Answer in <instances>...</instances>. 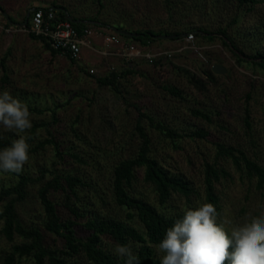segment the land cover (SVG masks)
I'll return each instance as SVG.
<instances>
[{
  "label": "rangeland",
  "instance_id": "obj_1",
  "mask_svg": "<svg viewBox=\"0 0 264 264\" xmlns=\"http://www.w3.org/2000/svg\"><path fill=\"white\" fill-rule=\"evenodd\" d=\"M27 1L28 8L25 7L27 11L24 13H28L31 5L36 6L34 4L37 2L50 4L52 0ZM182 1L179 4L173 0L174 5H168L164 0H104L108 8L102 9L95 0H60L64 5L71 9L77 8L88 16L100 9L102 15L109 16L112 4L118 14L124 12L125 20L132 22L134 27L156 32L168 30L185 33L191 29L204 28L215 33L221 27H230L232 20H237V24L229 29L237 47L248 56L258 50L264 54V4L247 14L239 11L235 0H184L185 4ZM18 2L13 0V3ZM95 44L99 51H103L99 40L95 39ZM149 50L173 52L169 67L155 71L145 61L128 64L119 56H104L94 50L90 51L96 52V56L90 61L83 58L77 65H73L68 59L59 56L53 58L41 42L33 41L25 32L1 31L0 63L8 57L6 65L10 83L7 89L0 87V93L8 90L13 97L27 103L29 109L42 112L31 113L32 128L21 134L29 137L35 125L41 126L35 135L36 142L30 145L29 161L22 172L39 178L43 170L50 169L56 163L63 172L70 171L90 177L97 186L87 189L83 200L93 199L96 201L95 211L106 212L126 221V212L119 210L111 196L110 178L112 169L120 160L137 153L140 141L135 135L138 116L135 105L179 131L190 133L204 130L209 133L207 139L184 138L181 144L184 150L179 151L173 149L169 138L163 137L145 123L152 141L153 154L170 163L177 172L186 175L194 183L195 190L203 189L202 165L205 160L212 161L215 158L217 144L242 149L264 167V70L239 65L234 54L219 40L208 42L195 37L193 42H188L169 39L153 44ZM118 51L117 48L111 50ZM217 62H222L220 66L225 67L227 72L218 75L220 80L210 84L205 92L190 84L184 72L180 71L183 69L202 76L211 64ZM79 67L85 69V72L80 71ZM127 68L136 73L120 80L123 96L110 88H100L95 79L87 74L94 69V77H102L112 71ZM2 76L3 69L0 67ZM164 85L180 89L188 99L172 97L163 90ZM194 110L208 113L210 121L193 115ZM53 111L57 113L53 115ZM247 115L252 125L250 131L244 121ZM77 118L80 123L76 130L73 125ZM54 119H57L56 122ZM48 128L63 151L79 155L84 163L67 155L60 162L51 145H47L44 150H37V142L50 138ZM3 138L15 140L19 137L15 132L0 126V139ZM220 164L231 177L223 179L216 188L221 207L217 222L223 223L225 230L230 232L233 226L243 223L245 218L264 214V190L258 191L257 181L250 180L246 172L237 171L231 161L220 160ZM139 173L137 194L158 206L151 188L142 182V172ZM17 181L15 173L0 171V189ZM99 196L106 199L107 205H101ZM204 203H207L204 192L199 196L193 195L191 204L186 199L175 198L170 201L167 212H185ZM17 210L27 227H39L45 231L37 185L30 186L28 199L19 203ZM135 225L139 227L137 221ZM2 227L3 222L0 221V264L3 255L10 252L13 246L1 233ZM46 238L52 248L62 247V244L55 242L56 236L48 234ZM15 243H21V240L16 239ZM108 247L114 253L115 247ZM153 248L160 259L163 253H158L157 246ZM71 260L77 264H89L83 257ZM22 264L31 262L24 261Z\"/></svg>",
  "mask_w": 264,
  "mask_h": 264
},
{
  "label": "trees",
  "instance_id": "obj_2",
  "mask_svg": "<svg viewBox=\"0 0 264 264\" xmlns=\"http://www.w3.org/2000/svg\"><path fill=\"white\" fill-rule=\"evenodd\" d=\"M164 1L168 5H174L173 0ZM177 1L180 4L181 0H174V2ZM185 1L187 2V0ZM185 1L182 2L185 4ZM235 1L239 6V11L247 14L253 13L259 5L264 4V0ZM95 2L102 9L108 8L104 0H95ZM110 6H112V13L109 16L102 15L101 9L90 16L84 15L81 10L71 9L61 3L60 0H52L44 9L57 8L56 13L62 20H65L66 14H68L75 21H81L74 23L75 28L80 33H83L88 27H92L105 33H112L113 28H117L136 34L137 36L133 38L121 37L126 41L137 43L143 49H150L153 44L165 41L156 39L157 36H172L170 41H185V37L192 33L195 37L203 38L208 42L219 40L224 47L234 54L239 65L258 67L264 70L263 51L258 50L254 55L248 56L243 49L237 47L235 39L229 34V29L237 24V20H232L230 27H221L215 33L206 31L204 28L191 29L185 33L168 30L156 32L147 28L134 27L132 22L125 20L124 12L118 14L115 6L112 4ZM0 9L4 10L1 4ZM31 18L32 15L29 17V26ZM26 19L27 14L24 15V20ZM262 23L264 25V19ZM8 25L10 26L9 23ZM181 35L185 36L181 37ZM29 37L33 41L41 42L53 58L57 57V52L50 47L45 39H39L33 35H29ZM7 58L0 63V67L3 69L0 87L5 89L10 83V78L7 75ZM69 62L77 65L76 61L69 60ZM221 63L211 64L202 76L183 69L180 71L184 72L190 84L205 92L210 84L220 80L221 77L213 72V67ZM151 66L155 71L163 70L169 67V59L160 58ZM79 68L80 71L85 72V69ZM135 73L136 71L130 68L112 71L107 76L102 77H94L87 72L89 77L95 79L100 88H110L121 96H123V92L120 89V80ZM162 88L174 98L188 99L187 95L176 87L164 85ZM134 109L138 113L135 135L140 141L137 153L128 159L120 160L112 169L110 178V192L113 201L119 210L126 212L127 220L108 215L106 212H97L94 209L96 201L93 199L83 200L86 190L97 186L90 177L73 174L70 171L63 172L56 163L50 169L43 170L39 178H33L21 172L16 174L18 177L16 183L0 189V221L3 222L1 233L7 241L13 243L11 251L3 255L2 264H22L24 261H30L31 264H77L76 261L72 262L71 260L76 257H83L89 264H125V258L114 254L108 246L126 245L129 242H131L133 253L139 258V264H160V259L156 256L153 246L159 244L167 228L171 227L176 219L182 218L184 214L183 211L174 214L167 212L172 199H186L187 203L191 204L193 195L199 196L201 192H204L206 202L213 204L218 214L221 212L216 188L223 179H228L231 175L220 164V160L231 161L237 171L246 172L250 180L257 181L256 188L258 191L264 190V167L257 160L249 157L242 149L222 144H217V154L212 161H204L202 165L203 189L195 190L194 183L186 175L177 172L170 166V163L158 159L153 154L152 141L145 123L147 122L149 128L159 132L163 137L169 138L173 144V149L179 151L184 150L181 145L184 138L189 137L191 140L207 139L210 136L209 133L204 130L191 131L190 133L179 131L162 121H158L155 116L144 112V109L138 105H135ZM29 110L31 113L42 114L41 111L35 109ZM56 113L53 111V115ZM193 115L210 121V116L205 111L194 110ZM56 120L54 119V122ZM244 121L248 131H250L252 125L249 115ZM79 123L80 120L77 118L73 125L76 130ZM40 127V125L33 127L29 135L30 138L27 139L29 145L36 142L35 135ZM49 135V139L36 143L35 148L37 150H44L47 145H51L54 147L60 162H63L67 155L76 161H80L81 164L84 163L79 155L71 151H63L62 146L59 145L50 131ZM12 141V139H0V150L10 146ZM139 172H142L143 184L151 188L158 206L137 194ZM35 185L38 186V197L43 208L45 231L39 227H27L17 210V205L28 199L30 186ZM99 198L102 206L107 205L103 196H99ZM136 221L139 227L135 225ZM48 234L56 236L55 242L62 244V247L52 248L46 238ZM16 239H20L21 243H15Z\"/></svg>",
  "mask_w": 264,
  "mask_h": 264
},
{
  "label": "clouds",
  "instance_id": "obj_3",
  "mask_svg": "<svg viewBox=\"0 0 264 264\" xmlns=\"http://www.w3.org/2000/svg\"><path fill=\"white\" fill-rule=\"evenodd\" d=\"M31 115L27 103L8 90L0 93V126L19 137L0 150V171L20 174L28 163L30 137L21 134L32 128ZM217 218L211 203L186 210L157 245L158 253H163L160 264H264V214L245 218L230 232ZM114 253L125 258V264H139L131 242L116 244Z\"/></svg>",
  "mask_w": 264,
  "mask_h": 264
},
{
  "label": "built area",
  "instance_id": "obj_4",
  "mask_svg": "<svg viewBox=\"0 0 264 264\" xmlns=\"http://www.w3.org/2000/svg\"><path fill=\"white\" fill-rule=\"evenodd\" d=\"M31 15L30 26L23 28L15 25L9 26L8 22L0 14V32L12 33L16 30L39 39H45L50 47L57 52V56L76 62H80L83 59L84 51L88 49L104 56H119L128 64L135 61H145L147 64L153 65L160 58L171 59L174 56L171 51L153 52L149 49H143L137 43L126 41L115 32L104 33L88 27L83 33H80L75 28L74 22L70 20L68 14H66L67 18L62 20L53 8L50 10H45L44 7L34 8L30 13ZM100 35L103 51H99L95 44V39ZM185 38L186 41L193 42L195 35L191 33ZM114 48L119 49V51L111 52ZM89 73L93 75L95 70L92 69Z\"/></svg>",
  "mask_w": 264,
  "mask_h": 264
},
{
  "label": "crops",
  "instance_id": "obj_5",
  "mask_svg": "<svg viewBox=\"0 0 264 264\" xmlns=\"http://www.w3.org/2000/svg\"><path fill=\"white\" fill-rule=\"evenodd\" d=\"M18 4L17 3H13V0H0V4L2 5V7L4 8V11H6L8 13V15L11 17L13 24H19V23H23L24 20V15L27 13H24L23 11H27V9L25 7L28 8V1L27 0H18ZM37 1H34L33 3H35ZM34 5L36 6H32L31 9L32 10L34 8L37 7H43V6H48L49 4H46L42 1L35 3ZM2 15V13H0ZM3 16V15H2ZM24 20V21H23ZM97 40H99V42L102 44V38L101 35L97 37ZM102 48V47H101ZM96 56V52L93 53V51L90 50H86L84 51L83 54V58L86 61H90V59H92V57Z\"/></svg>",
  "mask_w": 264,
  "mask_h": 264
},
{
  "label": "water",
  "instance_id": "obj_6",
  "mask_svg": "<svg viewBox=\"0 0 264 264\" xmlns=\"http://www.w3.org/2000/svg\"><path fill=\"white\" fill-rule=\"evenodd\" d=\"M55 10H58L57 8H53ZM32 10L29 11L28 13V16L30 17V13H31ZM0 13H2L3 17L12 25L13 24V21L11 19V17L8 15V13L2 9H0ZM29 17H27V19L23 22V23H19V24H14L16 26H19V27H27L28 24H29ZM70 20L74 23H79L81 21H75L73 18L69 17ZM113 32L121 35V36H124V37H128V38H133V37H136L137 35L136 34H132V33H128V32H125V31H122V30H119L117 28H113ZM185 35H181V37H184ZM156 39H163V40H169V39H172V36H157ZM213 72L216 74V75H224L226 72H227V69L223 66H220V65H215L213 67Z\"/></svg>",
  "mask_w": 264,
  "mask_h": 264
},
{
  "label": "flooded vegetation",
  "instance_id": "obj_7",
  "mask_svg": "<svg viewBox=\"0 0 264 264\" xmlns=\"http://www.w3.org/2000/svg\"><path fill=\"white\" fill-rule=\"evenodd\" d=\"M28 13H29V12H28ZM28 13H27V17H29V16H28Z\"/></svg>",
  "mask_w": 264,
  "mask_h": 264
}]
</instances>
